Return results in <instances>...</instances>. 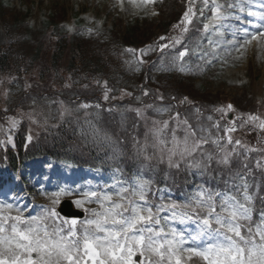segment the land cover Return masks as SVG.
I'll return each instance as SVG.
<instances>
[{
	"label": "snow or ice",
	"instance_id": "6c2138e0",
	"mask_svg": "<svg viewBox=\"0 0 264 264\" xmlns=\"http://www.w3.org/2000/svg\"><path fill=\"white\" fill-rule=\"evenodd\" d=\"M118 2L123 4V0ZM130 2L140 7L153 4L155 0ZM202 3L199 15L204 17L205 9L211 12L203 24V33H212L207 37L208 44L214 49L220 48L223 41L213 39V35L220 34L225 5L217 0H202ZM195 5L196 0H189L180 24L174 25L182 34L187 33L194 23ZM226 6L246 13V16H236V20L241 25L251 26L238 27L233 35L242 36L244 42L236 47L238 41H229L231 47L239 51L245 44L264 39V0H237ZM165 39L160 37L161 41ZM180 43L179 38L172 37L168 44L161 43L159 47L165 50ZM150 50L140 49L139 52L144 56ZM126 51L135 54L137 50ZM188 55L189 49L184 47L174 60L182 62ZM206 55L203 53L202 58ZM138 63L144 61L140 59ZM179 70L185 71L186 68L182 66ZM148 94L147 90L143 93ZM104 99H109L107 91ZM157 99L163 100V97ZM145 108L157 113L169 110L153 105ZM135 111L137 117L147 119L141 109ZM216 111L222 114L223 120L233 111V106L228 104ZM171 121H176L175 127ZM238 121L240 129L249 127L264 134V117L257 114L229 121L223 127V135L212 138L207 129L193 127L186 119L181 121L177 112L169 120H153L138 151L145 154L146 159H152L147 155V149L151 147L153 154L158 155L161 162L166 160L170 168L179 169L184 164L197 170H207L213 160V154L205 151L209 142L218 152L224 153L217 161L224 165L230 163L231 157L241 156L240 149L245 153L264 151V148L249 147L241 139L233 138ZM16 124V121L12 122L13 127ZM212 127L219 133L220 121ZM179 131L183 136L178 135ZM94 134L99 135V129H95ZM104 139L110 140L111 137L105 136ZM4 143L0 141V146ZM7 143H12L10 136ZM228 146L231 151L227 150ZM197 153L201 154L200 159H196ZM256 166L261 167L259 160ZM239 179L241 183L233 185L235 192L213 191L201 185L180 204L175 201L154 203L150 199L151 181L140 177L130 184L116 181L101 190L78 192L65 186L51 193L42 192L49 199L50 206H43L37 215H26L27 207L22 208L18 203L0 201V264H264V211L260 212L258 220L254 219L250 206L253 195L244 176ZM73 195H78L73 203L83 210L82 219L64 217L57 211L62 198ZM91 204L96 207L87 206ZM171 221L181 224L192 221L196 229L191 232L178 229Z\"/></svg>",
	"mask_w": 264,
	"mask_h": 264
},
{
	"label": "rangeland",
	"instance_id": "374dc122",
	"mask_svg": "<svg viewBox=\"0 0 264 264\" xmlns=\"http://www.w3.org/2000/svg\"><path fill=\"white\" fill-rule=\"evenodd\" d=\"M2 4H6L10 9H15L12 13L17 14V11L22 13L26 12L27 17L24 18L27 25L30 28H38L39 24H43L49 16H53L60 21V25L63 26L64 33H61L58 29L55 33L53 31H48L46 34L42 30L32 29V33L28 35L30 43L28 48H24L23 52L25 54V59L27 65L31 68L30 71V81L31 84L26 88L27 93L33 90L31 87L32 83L36 80L42 81L44 84L54 81L52 87L47 90V93H55L59 91V87L55 84L56 76H54L55 69L49 73L42 75L40 78V72L44 71L46 67L49 66V61L45 58L38 57L37 60L31 58L33 52H35V45L41 43L42 52L44 53V48L47 47L46 52H50V48L45 43V41H51L50 38L60 37L61 34L66 36H73L71 33L75 29H79L76 34L77 39H81L88 36L96 35L97 33L104 34L102 36L110 37H121L120 30L124 28L125 21L138 20L136 23L133 34L137 46H123L125 50H119V58L123 61L124 56L129 52L126 49L137 50L135 54H130V60L136 59L139 61L142 59L144 63L148 65L149 60L155 59V64L153 61V67L160 64V59L163 56L167 57V62L163 63V67L167 69L176 68L177 65L182 64L179 60H174L175 57H170L172 52L178 57L179 51L183 50L184 47L188 49L192 46L195 48L189 49L188 59L190 61L185 62V66L188 71L187 75H179V77L169 76L166 77L164 74L159 75L158 79L165 82L168 86L171 83L177 82V85L173 87H168L162 84L161 89L154 88L151 89L149 97L147 99H137L136 104L130 106L131 108L140 109L141 104H143L144 115L147 119L137 117L136 111L132 112L134 118L140 119V130H142V138L139 145H142L145 141V133L152 126L153 120H169L177 112L180 114V120H188V122L193 127H203L207 129L212 138L223 135V127L228 124L229 121L236 119L237 117L246 118L247 114H257L264 117V39L259 42L253 41L250 44H245L244 48L239 51L236 47H239V43H243V37L240 35L234 36L233 33L237 31L238 27H251L249 25H241L239 21L236 20V16H246V13H240L238 8H227V4H235L237 0H217L218 3L225 5L224 19L221 22L220 34L213 35V39L222 40L220 48L214 49L208 44L207 37L212 35V33H203V28L201 26L200 20L203 17L199 15V10L203 8L202 1L199 2L200 7L195 5V10L197 15L195 21L189 26V31L187 33H181L179 27H174V25H179L181 17L184 11L189 6V0H175L174 1V11L171 17H160L161 20L155 18L153 11L145 14V5L136 7L130 0H123V4L119 3L118 0H0ZM166 4V3H165ZM169 5V3L167 2ZM163 10L166 11L165 6L160 5ZM159 6V7H160ZM162 10V11H163ZM205 15L210 16L211 12H206ZM210 10V9H209ZM3 13L5 14V20L11 19L12 15L7 10L6 5H3ZM29 12L31 13L33 19H29ZM79 18L81 25H74L72 19L73 17ZM146 16V17H145ZM175 16V17H174ZM68 17V18H64ZM205 17V16H204ZM207 22V20L205 21ZM60 26V27H61ZM106 28H111V31ZM81 29V30H80ZM148 32L146 33V30ZM91 30V31H89ZM76 31V30H75ZM108 31V32H107ZM117 32V34H116ZM60 33V34H59ZM189 33H193V37L190 41L186 40V36ZM165 37L166 39L161 41L160 37ZM172 37H177L181 40L180 44L175 45V47H169L165 50H161L159 45L161 43L168 44ZM66 38V37H65ZM92 39V37H91ZM68 41L69 39L66 38ZM134 40V41H135ZM238 41L236 47H231L229 41ZM39 41V42H38ZM85 41V39H84ZM92 41V40H87ZM45 44V45H44ZM140 49H151L147 52V55L141 56ZM207 53L206 56L202 55ZM176 54V55H175ZM186 59L185 61H187ZM49 60V59H48ZM160 62V64H158ZM184 62V61H183ZM183 66V65H182ZM184 67V66H183ZM151 68V69H152ZM59 75L64 76L65 72L60 68ZM154 77V76H152ZM9 80V79H8ZM1 81V80H0ZM161 85V84H160ZM164 89V90H162ZM55 90V91H54ZM8 87L2 82L0 83V95L3 97L8 92ZM179 92V93H176ZM31 95H34L31 92ZM46 93V94H47ZM125 92L119 91L116 95L117 97H124ZM41 96V95H40ZM38 95L37 97L40 98ZM163 97V100L157 99V97ZM187 97V100L184 98ZM174 98V99H173ZM173 99V100H172ZM0 99V107L3 105ZM183 101V102H181ZM57 103V112L59 115L68 111V106L59 101ZM91 103L85 104L90 106ZM228 104L233 106V111L228 113L225 119H221V113L217 112L216 109L220 107H226ZM146 105H153L154 108H168V111L157 113L153 109L145 108ZM70 107V106H69ZM72 111L75 107H70ZM35 109V108H34ZM34 109H29L28 112L17 111L10 113L8 115L3 113V117L0 116V141H4V145L0 146V164L4 160L5 151L10 148L14 137L21 132L23 134H37V130L45 127L46 125L55 126L56 121H53L54 117L51 119H43L40 111H34ZM81 109V114L83 110ZM28 114H30L31 119H29ZM53 116V114H50ZM27 116V118H25ZM62 116V115H61ZM56 117H58L56 115ZM209 117L212 119L210 120ZM59 118V117H58ZM16 121L15 127L12 126V122ZM217 121H220L221 129L219 133L215 128L212 127ZM136 123H139L136 121ZM55 124V125H54ZM172 127L176 126V121H171ZM238 130L233 133L234 139H241L243 143L247 144L249 147L254 148H264V134H258L256 130H250L249 127L244 129L239 128V121L237 122ZM178 135L183 136V132L179 131ZM12 138V143H7L8 137ZM228 151H231V146H228ZM205 151L213 154V160L211 161L207 170L204 169H189L184 164H181L179 169L170 168L167 161H160L158 155L153 154V149L149 147L147 149V155L152 156V159H146L145 154H141V157L145 161H155L157 160L156 170L161 173L162 178L167 181L168 187L173 191H179L185 199V201L180 199H160L151 198L154 203H170L172 201L178 204L186 202L192 194L198 190L199 186H204L205 188L211 189L213 191H218V187L214 185L212 188L211 181L216 183H221V187L226 189L228 187V182L221 176L215 175L211 176V173H223L227 175H232L236 177L238 174L250 178V182L246 181L249 185V192L253 195V203L250 205L253 208L254 219L261 210L264 209V151H256L245 153L244 149H240L242 153L241 156H233L230 158V163L224 165L218 163L217 161L221 159L224 153L218 152L216 147L210 142L205 147ZM201 154H196V159H200ZM260 161L261 167H257V161ZM247 165V167H245ZM20 174L9 173L6 179L0 183V201L9 203H18L20 207H27L26 215H37L42 211L43 206H50L49 199L42 195V192L51 193L58 190L60 187H67L69 189L78 190L82 192L88 190L90 182L88 181L91 174L86 175L85 173H75L70 175L67 171L61 169L59 163L49 164V160L42 158H35L29 162L25 168L20 169ZM196 173L195 182L190 185L187 190L185 187L188 185V180L186 178L189 174ZM82 176L83 180H80ZM211 176V177H210ZM246 177V178H247ZM95 180L99 179L98 174H93ZM150 187H152L157 180L151 178ZM241 181L238 182L240 184ZM110 186V184H108ZM105 187V186H104ZM99 188L98 190L103 189ZM94 190V189H91ZM235 192V191H234ZM263 194V195H261ZM64 198H70L72 201L78 198V195L66 196ZM88 207H96L95 204L87 205ZM167 213H162V215ZM171 224L178 229H186L187 231H194L196 229V224L192 221H186L181 224L179 221H171Z\"/></svg>",
	"mask_w": 264,
	"mask_h": 264
},
{
	"label": "trees",
	"instance_id": "16d2710c",
	"mask_svg": "<svg viewBox=\"0 0 264 264\" xmlns=\"http://www.w3.org/2000/svg\"><path fill=\"white\" fill-rule=\"evenodd\" d=\"M174 1L170 0L169 5H164L167 7L166 11L161 6L157 7L159 20L161 15L162 18L172 16L175 8ZM3 5H6L11 13V19L5 20ZM13 10L15 9H10L7 3L0 2V83L5 84L9 90L3 97L0 95V99H3L0 116L3 117V113L8 115L17 111L28 112L29 109L35 108L34 111H40L43 119L52 120L55 114L54 120L50 123L56 121V124L58 122L59 124L46 125L37 130V134L33 136L19 132L14 137L11 147L6 149V156L4 155L2 161L8 168L17 170L29 158L50 156L74 165L99 166L105 170L117 167L124 176L129 177V180L147 176L145 169L150 165L143 160L138 148L133 151L134 147L124 145L127 132L133 131L136 138L138 133L142 135V130L139 129L141 120L134 118L132 112L136 108L130 106L133 107L136 104L137 97L147 99L149 95L145 96L143 93L147 90L150 94L151 89L155 88V83L159 84V87L160 84L168 86L169 81L167 84L160 81L159 75L164 74L166 77H178V75L174 73L176 72L174 69H160L159 65L152 70L151 61L155 64V59L149 60L148 66L147 64H140L141 67L138 68L122 66L123 61L117 54L121 49L120 46H137L138 40H135L133 34L137 22L125 21L124 28L120 30V38L99 34L96 38L92 36V39L91 37L77 39L76 34L72 37L61 34L58 38H50L54 40L53 42L42 40L43 43L50 45L48 46L50 52H46V47L43 53V46L38 41L39 45L35 46L39 47H35L36 51L31 58L37 60L40 57L49 61V66L40 72V78L43 73L46 74L55 69L53 77L56 76L55 84L59 87V91L47 93L54 81L44 84L36 80L31 86L34 89L27 93L26 88L31 84L29 80L31 68L24 60L23 49L28 48V44L25 46L23 44L31 42L28 35L33 30L24 20L27 13L18 10L15 14L12 13ZM76 24H80L79 21ZM60 26L58 19L51 15L35 30H42L46 34L48 31L55 33L60 29L61 33H64L63 27ZM65 37L69 40L67 41ZM192 37L193 33H189L186 39L190 40ZM166 60L167 57L163 56L160 62L163 63ZM60 68L65 72L64 76L59 75ZM177 84L173 82L168 87ZM106 91L109 96L107 100L104 99ZM119 91L131 93V95L117 97ZM31 92L34 95H31ZM176 93L179 92L176 91ZM38 95H41L40 98L37 97ZM57 99L67 106L75 107V110L72 111L68 106V111L63 113V116L59 115L56 109V102L59 103ZM86 103L91 104L81 114V109L84 108L82 105ZM140 109H143V104ZM28 117L31 119L30 114ZM95 129H99V135L94 134ZM29 136L31 140L28 139ZM105 136L111 139L105 140ZM113 139L124 142L122 141L121 145L113 149ZM2 173H0L1 178Z\"/></svg>",
	"mask_w": 264,
	"mask_h": 264
},
{
	"label": "water",
	"instance_id": "95a60500",
	"mask_svg": "<svg viewBox=\"0 0 264 264\" xmlns=\"http://www.w3.org/2000/svg\"><path fill=\"white\" fill-rule=\"evenodd\" d=\"M59 211L67 216L81 215V212L74 209L69 201L62 202Z\"/></svg>",
	"mask_w": 264,
	"mask_h": 264
}]
</instances>
